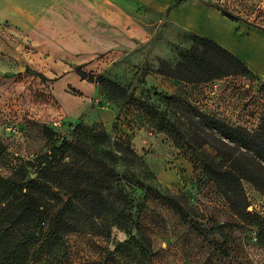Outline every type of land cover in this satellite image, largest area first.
Listing matches in <instances>:
<instances>
[{"label":"rangeland","instance_id":"obj_1","mask_svg":"<svg viewBox=\"0 0 264 264\" xmlns=\"http://www.w3.org/2000/svg\"><path fill=\"white\" fill-rule=\"evenodd\" d=\"M193 1L236 17V24L264 37V0ZM43 10H35V22ZM55 15L46 12L29 35L21 22L18 27L0 22V179L24 165L29 178L39 177L34 160L54 141L77 147L68 168L72 177L88 173L97 180L109 167L117 174L113 190L102 192L101 201L73 193L65 205L62 191L54 204L40 208L49 215L45 224L34 220L16 228L6 242L19 244L23 264H264V245L257 238L264 223V187L242 179L250 218L241 219L204 173L211 161L239 167L241 173L248 167L258 176L257 163L264 162L205 127L196 114L263 135L264 77L247 69L244 76L188 84L161 74V64L174 66L194 33L141 10L138 20L150 39L132 49L118 48V60L113 52L97 56L84 74L97 88V105L116 109L106 134L126 151L114 152L98 135L101 125L69 119L54 98L56 75L42 66L39 46L59 47L57 30L64 22ZM261 42L240 41L234 48L217 44L243 62L250 50L263 54ZM259 178L264 186L262 173Z\"/></svg>","mask_w":264,"mask_h":264},{"label":"crops","instance_id":"obj_2","mask_svg":"<svg viewBox=\"0 0 264 264\" xmlns=\"http://www.w3.org/2000/svg\"><path fill=\"white\" fill-rule=\"evenodd\" d=\"M174 1L0 0V22L7 21L15 27L21 25V28H27L29 35L39 26L46 12L56 13L55 16L64 22L57 30L59 47L49 49L39 46L44 56L42 66L49 69L48 73L54 72L51 76L56 75L52 81L54 98L69 119H82L88 126L101 125L108 132L115 123L116 109L97 105V88L82 74L90 73L92 60L97 56L113 52L112 56L118 60V48L132 49L150 39L149 32L138 20L141 10L164 15L165 22L222 46L227 44L234 48L239 47L240 41L244 43L257 39L262 41L264 48V37L258 31L228 20L220 11L203 2L187 0L167 14V7ZM39 6H44V10L35 22L34 12ZM19 14L25 17L23 21L19 19ZM56 38L51 37L54 41ZM248 53L247 61H243L245 66L255 75L264 77V52L261 54L254 49ZM255 58L257 63L251 62ZM68 89L74 93L68 92Z\"/></svg>","mask_w":264,"mask_h":264},{"label":"trees","instance_id":"obj_3","mask_svg":"<svg viewBox=\"0 0 264 264\" xmlns=\"http://www.w3.org/2000/svg\"><path fill=\"white\" fill-rule=\"evenodd\" d=\"M187 2V0H175L166 9L168 14ZM231 21L236 17L227 16ZM190 45L185 52H179L174 66L162 63L160 73L171 78H176L185 83H205L220 80L227 77L244 76L249 74L245 64L228 50L205 37L195 34L190 35ZM84 76V74L82 75ZM85 77V76H84ZM204 126L219 133L223 138L231 143H238L241 148L254 154L256 158L264 162V130L263 135H253L227 126L215 118L196 113ZM114 126V125H113ZM264 129V128H263ZM104 137L113 151L125 150L118 144L110 143L106 131L98 134ZM126 151V150H125ZM76 146H71L65 141L54 146L50 151L43 153L34 160L35 169L39 177L31 179L27 176L25 166H19L13 176L8 179H0V264H23L25 255L18 243L9 241L14 235V230L25 226L29 221L37 220L45 224L49 215L41 207H50L56 202L55 198L62 195V191L67 195L65 205L73 200V193L88 196L94 201H101L102 192L113 190V179L116 177V168H106V172L101 178L95 180L87 177L89 174H82L79 178L70 175L68 168L71 165L72 155H78ZM114 158H118L116 155ZM68 161L62 163L63 161ZM239 168V167H238ZM235 166H219L211 161L206 163L204 173L211 179L220 194L225 197L229 209L239 218H250L246 212L245 195L242 191V179H248L259 188H263L259 175H264V166L257 163V174L244 167L246 173L239 172ZM248 168V169H247ZM92 174H90L91 176ZM255 175V173H254ZM101 184V185H100ZM64 194V193H63ZM260 229L257 238L264 245V223H259Z\"/></svg>","mask_w":264,"mask_h":264}]
</instances>
